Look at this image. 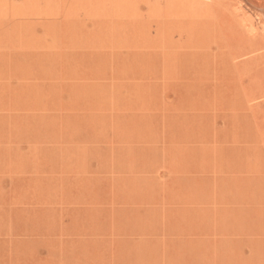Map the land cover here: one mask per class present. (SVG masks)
<instances>
[{
    "label": "rangeland",
    "instance_id": "obj_1",
    "mask_svg": "<svg viewBox=\"0 0 264 264\" xmlns=\"http://www.w3.org/2000/svg\"><path fill=\"white\" fill-rule=\"evenodd\" d=\"M209 256L264 264V0H0V264Z\"/></svg>",
    "mask_w": 264,
    "mask_h": 264
},
{
    "label": "bare ground",
    "instance_id": "obj_2",
    "mask_svg": "<svg viewBox=\"0 0 264 264\" xmlns=\"http://www.w3.org/2000/svg\"><path fill=\"white\" fill-rule=\"evenodd\" d=\"M50 52H51V51H50ZM51 53H52V52H51ZM44 54H45V53H44ZM55 55H56V54H55ZM61 56H62V55H61ZM69 56H70V55H69ZM30 57H31V56H30ZM71 57H72V56H71ZM28 58H29V57H28ZM55 58L58 59L57 56H55ZM59 59H60V58H59ZM8 60H9V59H8ZM8 60H7V61H8ZM61 60H62V57H61ZM59 61H60V60H59ZM54 63H55V62H54ZM42 64H43V63H42ZM55 64H56V63H55ZM36 65H38V64L36 63ZM47 65H48V64H47ZM50 67H51V66H50ZM41 71H42V70H41ZM147 71H148V70H146V73H147ZM147 77H149V76H147ZM102 89H103V88H102ZM106 89H107V88H106ZM92 90H93V89H92ZM108 90H109V89H108ZM104 91H105V90H104ZM109 91H110V90H109ZM113 91H114V90H113ZM103 93H104V92H103ZM103 95H104V94H103ZM106 107H107V106H106ZM108 107H109V106H108ZM106 109H107V108H106ZM157 157H158V156H157ZM154 161H155V160H154ZM129 176H130V175H129ZM133 176H134V175H133ZM152 176H153V174H152ZM135 177L138 178L137 175H136ZM139 177H140V176H139ZM145 177H146V176H145ZM132 178H133V177H132ZM128 179H130V178L128 177ZM144 179H145V178H144ZM152 179H153V178H152ZM132 181H133V179H132ZM136 182H137V180H136ZM141 182H142V181H141ZM143 182H145V181H143ZM135 184H136V183H135ZM135 184H134V185H135ZM153 184H155V183H153ZM139 185H140V184H139ZM151 187H152V186H151ZM135 189H136V188H135ZM136 190H137V189H136ZM142 190H143V189H142ZM142 190H141V192H142ZM144 191H145V190H144ZM150 191H151V190H150ZM138 192H139V191H138ZM141 192H140V193H141ZM152 192L154 193V191H152ZM152 192H151V193H152ZM210 192H213V191H210ZM197 193H198V196L196 195V193H195V194H189V195L186 194V193H184V197H185V202H184V204H186V205H185L186 207H187V205H188V207L186 208L187 212H186V213H185V211H183V212H181V213H179V211H178V212H175V217H176V218L178 217V220H179L180 224H184L185 221H186V222H190L191 226H189V225H188V226H189V227H192L193 230L196 229L197 226L200 227V228L198 227L199 229H202L203 226H204V228L206 227V225H205V224H206L205 220H206L207 218H205V215H206V213L209 211L208 208H207V206H206V204H205V202L202 203V200L204 199V201H205V198H206V197H208V199H207V198H206V199L210 201V199H209V198H210V197H209V194H208V196H206L207 193H203V194H201V193H199V192H197ZM213 193L215 194L216 192H213ZM138 194H139V193H138ZM181 194H183V193L181 192ZM147 195H148V194H147ZM149 195H150V194H149ZM151 196H152V195H151ZM196 196H197V197H196ZM212 196H213V194H212ZM141 197H142V195H141ZM143 197H144V196H143ZM198 197H199V198H198ZM152 198H155V196H152ZM148 199H149V197H148ZM198 199H199V201L201 202V204H199ZM140 200H142V198H141ZM140 200H139V202H140ZM154 200H155V199H154ZM145 201H146V199L144 200V203H145ZM152 201H153V200H152ZM156 201L158 202L157 199H156ZM156 201H155V202H156ZM180 201H181V198H180ZM149 202H151L150 199H149ZM149 202L146 201V204H148ZM155 202H153V203L151 202V204L154 205ZM140 203H141V202H140ZM134 204H135V203H134ZM146 204H145V205H146ZM156 204H157V203H156ZM180 204L182 205V203H180ZM140 205H141V204H140ZM149 205H150V204H149ZM149 205H147V208H148ZM153 205H152V206H153ZM190 205H192V208H191ZM141 206H142V205H141ZM150 206H151V205H150ZM152 206H151V208H152ZM170 206H171V205H170ZM170 206H169V207H170ZM134 207H135V206H134ZM154 207H155V206H153V208H154ZM162 207H163V206H161V208H162ZM210 207H211V206H210ZM165 208H166V207H165ZM171 208H172V207H171ZM171 208H170V209H171ZM179 208H181V207H179ZM176 209H178V208H176ZM149 210L151 211L150 208H149ZM172 210H173V209H172ZM150 211H148L149 214H150ZM160 211H162V209H160ZM166 211H167V210H166ZM168 211H169V210H168ZM168 211H167V213H168ZM133 212H134V211H133ZM172 212H173V211H172ZM172 212H171V217H172ZM116 213H117V212H116ZM163 213H164V211H163ZM153 214H154V212H153ZM155 214H156V216H157V213H155ZM184 214H185V216H184ZM161 215H162V212H161ZM167 215H169V214H164V216H166V217H167ZM117 216H118V215H117ZM175 217H174V219H175ZM185 217H186V218H185ZM115 218H116V217H115ZM125 218H126V217H125ZM146 218H147V217H146ZM152 218H153V216H152ZM158 218H159V217H158ZM208 218H209V217H208ZM140 219H141V218H140ZM161 219H163V215H162ZM165 219H166V218H165ZM118 220H119V219H118ZM166 220H167V219H166ZM166 220H165V221H166ZM188 220H189V221H188ZM116 221H117V220H116ZM124 221H125V220H124ZM124 221L122 222L123 224L125 223ZM151 221H152V220H151ZM206 221H208V220H206ZM111 222H112V220H111ZM157 222H158V221H157ZM157 222H156V223H157ZM159 222H160V218H159ZM112 223H114V222H112ZM122 223H121V224H122ZM128 223H129V222H128ZM128 223H127V224H128ZM197 223H198V225H197ZM207 223H208V222H207ZM217 223H220V221H217ZM123 224H122V225H123ZM166 224H167V223H166ZM187 224H188V223H187ZM114 225H115V223H114ZM129 225H130V224H128V225L126 226V228L129 227ZM161 225H162V224H161ZM164 225H165V224H164ZM208 225H209V224H208ZM208 225H207V227H208ZM133 226H134V225H133ZM138 226H139V225H138ZM153 226H154V225H153ZM157 226H158V225H157ZM195 226H196V228H195ZM114 227H115V226H114ZM123 227H125V226H123ZM123 227H122V228H123ZM163 227H164V226H163ZM163 227H162V230H163ZM168 227H169V226H168ZM172 227H173V226H172ZM178 227H179V226L177 225V228H178ZM181 227H182V226H181ZM207 227H206V228H207ZM131 228H132V230H133V229L136 228V226H135V228H133L132 225H131ZM131 228H130V229H131ZM182 228H183V227H182ZM130 229H129V230H130ZM169 229H170V231H172L171 228H169ZM215 229H216V228H215ZM132 230H131V231H132ZM144 230H145V229H144ZM189 230H190V229H189ZM208 230H209V229H208ZM208 230H207V231H208ZM218 230H220V229L217 228V234H214V235H216V236L218 235V232H219ZM135 231H136V230H135ZM135 231H134V232H135ZM170 231H169V232H170ZM182 231H183V229H182ZM195 231H196V230H195ZM198 231H199V230L197 229L196 233H198ZM209 231H210V230H209ZM213 231H214V230H212V232H213ZM156 232H157V231H156ZM172 232H173V231H172ZM178 232H179V230H178ZM180 232H181V229H180ZM190 232H191V231H190ZM200 232H201V231H200ZM215 232H216V231H214L213 233H215ZM220 232H221V231H220ZM128 233H129V232H128ZM175 233H176V232H175ZM188 233H189V232H188ZM177 234H178V233H177ZM198 234H199V233H198ZM220 234H222V233H220ZM121 235H122V234H121ZM131 235H132V234H131ZM131 235H130V236H131ZM202 235H203V234H202ZM140 236H141V235H140ZM144 236H145V235H144ZM186 236H187V235H186ZM218 236H219V235H218ZM226 236H227V235H226ZM127 237H128V236H127ZM196 238H197V237H196ZM211 238H213V236H212ZM215 238H216V237H215ZM215 238H214V239H215ZM227 238H229V237H227ZM227 238H224V239H227ZM230 238H231V237H230ZM232 238H235V236H232ZM232 238H231V241H233ZM146 239H147V238H146ZM208 239H210V238H208ZM208 239H207V240H208ZM218 239H219V241H222V240H223V238H222V240H221L220 238H218ZM153 240H154V239H153ZM183 240H184V238H183ZM183 240H182V241H183ZM198 240H199V239H198ZM203 240H205V239H203ZM203 240H202V245H203V242L205 243V241H203ZM227 240H229V239H227ZM148 241H149V240H148ZM180 241H181V239H180ZM193 241H194V240H192V242H193ZM199 241H200V240H199ZM229 241H230V240H229ZM149 242H150V241H149ZM161 242H163V240H162ZM194 242H196V241H194ZM194 242H193V243H194ZM211 242H212V241H211ZM132 243H133V242H132ZM154 243H155V242H154ZM130 244H131V243H129L128 245H130ZM197 244H198V243H197ZM211 244H212V243H211ZM142 245H143V244H142ZM180 245H181V244H180ZM194 245H195V243H194ZM199 245L201 246V243H200ZM206 245H207V243L205 244V246H206ZM212 245H213V244H212ZM215 245H216V244H215ZM215 245H213V247H214ZM207 246H208V245H207ZM136 247H137V246H136ZM129 248H130V247H129ZM196 248H197V247H196ZM202 248H203V247H202ZM211 248H212V247H210V249H211ZM135 249H136V248H135ZM141 249H142V248H141ZM180 249H182V248H180ZM191 249H192V248H191ZM197 249H198V248H197ZM207 249H209V246L207 247ZM210 249H209V251L213 250L214 248L211 249V250H210ZM142 250H143V252H144V248H143ZM142 250H141V251H142ZM153 251H154V250H153ZM166 251H167V250H166ZM214 251H216V250H214ZM211 252H212V251H211ZM220 252L222 253V251H219V253L216 252V254H215V253H213V254H214V255L219 254V255H217V257L219 256V257L221 258V256H223V255L226 256L229 252H231V249L228 251L227 254H225V251H224V254L221 255ZM232 252H233V250H232ZM232 252H231V254L234 255V254H233L234 252H233V253H232ZM141 253H142V252H141ZM133 254H134V253H133ZM143 254H144V253H143ZM155 254H156V253H155ZM166 254H167V253H166ZM140 255H141V254H140ZM149 255H150V254H149ZM162 255H163V254H162ZM173 255H174V254H173ZM188 255H189V254H188ZM220 255H221V256H220ZM228 255H230V254H228ZM228 255H227V256H228ZM136 256H138V255H136ZM143 256H145V255H143ZM225 256H224V258H225ZM227 256H226V257H227ZM254 256H255V255H254ZM254 256H253V257H254ZM150 257H151V256H150ZM156 257H157V256H156ZM175 257H176V256H175ZM210 257H211V256H209V258H210ZM214 257H215V256H214ZM217 257H216V258H217ZM219 257H218V258H219ZM218 258H217L216 260H218ZM220 258H219V260H220ZM230 258H231V260H233L232 258H234V257L231 256ZM256 258H258V257L256 256ZM136 259H138V258H136ZM136 259H135V260H136ZM140 259H142V257H141ZM143 259H144V257H143ZM143 259H142V260H143ZM155 259H156V258H155ZM222 259H223V258H221L220 261H222ZM225 259H226V258H225ZM228 259H229V256H228ZM234 259H235V258H234ZM142 260H141V261H142ZM151 260H152V259H151ZM208 260L210 261L211 258L208 259ZM223 260H224V259H223ZM231 260H230V262H232V264L235 263V262H234L235 260H234V261H231ZM241 260H242V261H241ZM243 260L245 261V259L240 258V259L237 260V263H238V262H239V263H241V262L243 263V262H244ZM141 261H140V262H141ZM148 261H149V263L151 262L149 258H148ZM152 261H153V260H152ZM161 261H162V257H161ZM214 261H215V259H214L213 261L211 260L210 264H213V263L216 262V261H215V262H214ZM226 261H227V260H226ZM228 261H229V260H228ZM247 261H248V260H247ZM142 262H143V261H142ZM162 262H163V261H162ZM223 262H224V261H223ZM245 262H246V261H245ZM254 262L257 263L256 260H255ZM146 263H148V262H145V264H146ZM156 263L158 264V262H155V264H156ZM160 263H161V262H160ZM160 263H159V264H160ZM220 263H222V262H220ZM237 263H235V264H237ZM239 263H238V264H239ZM242 263H241V264H242ZM247 263H248V262H247ZM247 263H246V264H247ZM255 263H254V264H255ZM137 264H141V263H139V260H138V263H137ZM143 264H144V263H143ZM150 264H153V263H150ZM215 264H217V262H216ZM224 264H226V263H224ZM248 264H251V263H248Z\"/></svg>",
    "mask_w": 264,
    "mask_h": 264
}]
</instances>
